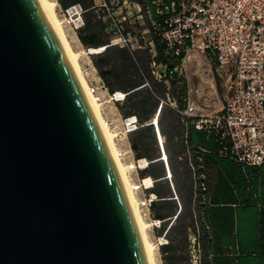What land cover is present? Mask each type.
I'll use <instances>...</instances> for the list:
<instances>
[{
  "label": "water",
  "instance_id": "obj_1",
  "mask_svg": "<svg viewBox=\"0 0 264 264\" xmlns=\"http://www.w3.org/2000/svg\"><path fill=\"white\" fill-rule=\"evenodd\" d=\"M0 264H146L98 118L39 0H0Z\"/></svg>",
  "mask_w": 264,
  "mask_h": 264
},
{
  "label": "trees",
  "instance_id": "obj_2",
  "mask_svg": "<svg viewBox=\"0 0 264 264\" xmlns=\"http://www.w3.org/2000/svg\"><path fill=\"white\" fill-rule=\"evenodd\" d=\"M105 1L122 34L137 42L136 50L113 43L108 11L96 0H57L63 12L82 9L77 37L87 50L103 49L90 55L98 76L109 94H126L116 103L121 116L137 119L129 142L137 159L150 162L140 176L154 180L151 211L153 220L161 222L157 237L166 240L160 246L163 264H264V164L246 166L222 155L219 135L197 129V118L183 115L190 97L179 70L185 53L175 56L162 30L181 11L180 0H135L139 11L126 20L116 15L111 0ZM138 16L143 24L131 22ZM153 62L163 76L160 81L152 73ZM161 101L158 125L171 182L149 124Z\"/></svg>",
  "mask_w": 264,
  "mask_h": 264
},
{
  "label": "built area",
  "instance_id": "obj_3",
  "mask_svg": "<svg viewBox=\"0 0 264 264\" xmlns=\"http://www.w3.org/2000/svg\"><path fill=\"white\" fill-rule=\"evenodd\" d=\"M101 1L100 6L106 8L111 20L113 43L126 46L132 51L136 50L138 44L135 39L122 34L109 5L105 0ZM174 6L171 5L172 11H175ZM180 7L181 11L167 20L162 29L163 37L173 54L179 56L182 52L185 53L179 70L186 72L187 53L197 51L214 59L219 69L229 71V79L232 82L223 109L217 116L197 117L190 97L186 99L187 109L183 115L197 118L193 122L197 129L213 130L219 135L222 155L228 154L236 162L246 166L264 164V0H180ZM81 13L79 6L63 12L69 25L75 24V21L79 22L76 30L83 25ZM88 53L91 55L90 49ZM155 67L153 62L152 73L160 81L163 76ZM145 86H148V83ZM90 87L91 93L98 100H101L105 90L115 105L122 102L126 96L123 93L109 94L102 81L99 84H90ZM168 101L175 106L169 97ZM163 104L164 101H161L155 117L149 124L155 129L161 152L159 160L164 162L166 168L165 178L171 182L165 139L158 125V116ZM122 121L123 128L115 133L119 158L130 167L133 190L139 198L144 217L152 221L154 228H160L161 222L153 220L151 211V205L156 199L150 192L154 180L140 176L150 162L147 159H137L129 142V135L138 127L137 119L122 117ZM146 180H150V185L145 184ZM171 186L173 188V184ZM157 239L159 247L166 243L164 238Z\"/></svg>",
  "mask_w": 264,
  "mask_h": 264
},
{
  "label": "rangeland",
  "instance_id": "obj_4",
  "mask_svg": "<svg viewBox=\"0 0 264 264\" xmlns=\"http://www.w3.org/2000/svg\"><path fill=\"white\" fill-rule=\"evenodd\" d=\"M96 3L100 5L102 1L96 0ZM132 3L131 0H111L110 5L116 10V15H119L120 11H126L124 5L125 7H129ZM134 3L136 2L134 1ZM57 14L63 23V27L68 34V38L72 43L74 50L84 52L80 62L83 72L85 71L84 75L88 80L89 85L99 84L102 80L99 79L92 58L89 55L88 50L83 47L77 38L76 26L79 25V22L75 21V24L69 25L59 6L57 7ZM132 22L143 24V19L132 20ZM184 75L188 81V91L191 102L196 109V116L204 118H214L217 116L222 111L225 100L230 93L232 82L229 79V71L226 69H219L216 61L206 54L197 51H190L187 53L186 72ZM101 102H105L102 106L104 119L109 125H112L111 129L115 133L118 132L123 128V121L119 107L115 105L113 101H110L105 90L102 92ZM145 219L149 223H152L149 218L145 217ZM149 236L151 242L157 248L158 264H163L159 241L157 239V231L154 226L150 228Z\"/></svg>",
  "mask_w": 264,
  "mask_h": 264
},
{
  "label": "bare ground",
  "instance_id": "obj_5",
  "mask_svg": "<svg viewBox=\"0 0 264 264\" xmlns=\"http://www.w3.org/2000/svg\"><path fill=\"white\" fill-rule=\"evenodd\" d=\"M41 5L43 6L51 24L61 37V40L63 42V45L69 54L72 63L74 65L75 71L80 78V81L85 89V92L91 102V105L95 111V114L98 118L101 131L106 143V147L114 161V164L116 166V169L119 173V176L122 181L125 197L129 206V210L139 237V241L141 244L143 256L145 259L146 264H158L157 259V248L156 246L151 242L150 236H149V230L152 227V223L146 221L141 208L139 204V198L137 194L134 192V184L131 177L130 167L128 164L124 163L119 158V149L116 143V134L111 129L107 121L103 117L102 113V106L105 102H101V100H98L95 95L91 93V87L89 85L88 80L86 79L83 69L81 67V58L83 56L82 51H75L72 43L70 42L68 38V34L66 33L63 23L58 17L57 14V7L58 3L56 0H39ZM103 49H90L91 54H97L102 52ZM117 97H120V95H117ZM146 185H150V180L145 181Z\"/></svg>",
  "mask_w": 264,
  "mask_h": 264
},
{
  "label": "crops",
  "instance_id": "obj_6",
  "mask_svg": "<svg viewBox=\"0 0 264 264\" xmlns=\"http://www.w3.org/2000/svg\"><path fill=\"white\" fill-rule=\"evenodd\" d=\"M57 1V0H56ZM133 3L131 4V6L129 7H125L124 8L126 11H120L119 12V16L121 18V20H126L127 18H132V16L136 15L137 12L139 11L138 6L136 3H134L135 0H131ZM58 3V2H57ZM59 6V5H58ZM60 7V6H59ZM118 13V12H117ZM137 19H141V17H137ZM133 20V19H132ZM131 20V22H132ZM78 38V37H77ZM79 40V39H78ZM80 42V41H79ZM81 43V42H80ZM97 72V71H96ZM100 79V78H99ZM101 80V79H100Z\"/></svg>",
  "mask_w": 264,
  "mask_h": 264
}]
</instances>
